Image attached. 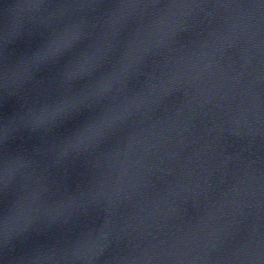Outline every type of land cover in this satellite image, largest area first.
Here are the masks:
<instances>
[{"label":"water","instance_id":"obj_1","mask_svg":"<svg viewBox=\"0 0 264 264\" xmlns=\"http://www.w3.org/2000/svg\"><path fill=\"white\" fill-rule=\"evenodd\" d=\"M103 0H0V201L36 142Z\"/></svg>","mask_w":264,"mask_h":264}]
</instances>
